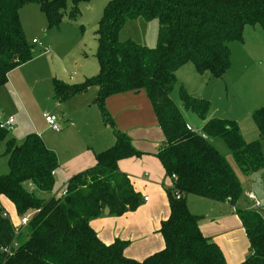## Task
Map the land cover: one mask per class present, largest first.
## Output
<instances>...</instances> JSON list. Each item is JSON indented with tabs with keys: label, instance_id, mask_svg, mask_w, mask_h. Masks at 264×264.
<instances>
[{
	"label": "trees",
	"instance_id": "trees-1",
	"mask_svg": "<svg viewBox=\"0 0 264 264\" xmlns=\"http://www.w3.org/2000/svg\"><path fill=\"white\" fill-rule=\"evenodd\" d=\"M81 1L90 0H0V86L6 84L9 72L32 59L19 9L38 5L47 26L54 27L68 2L69 18L73 19ZM136 18L157 22L154 48L118 41L122 26ZM255 25L264 32V0L110 1L96 31L98 74L79 85L53 81L54 99L62 102L96 87L95 103L108 124L103 111L107 97L146 93L163 136V146L155 156L171 181L165 190L169 215L159 226L163 248L141 261L133 260L123 253L126 242L116 239L104 244L90 225L105 209L110 216H121L142 203L130 178L117 167L122 159L142 155L126 135L114 131V144L95 154L93 167L69 178L65 194L44 200L30 188L39 194L52 193L58 162L31 133L20 143L12 138L5 143L8 173L0 176V205L1 200L10 203L15 218L34 214L9 255L5 250L14 235L10 222L0 218V264H227L221 249L201 234L199 219L189 212L186 199L192 195L234 206L241 194L239 181L208 140L221 138L241 173L263 169L264 106L251 116L258 139L246 142L234 120L209 117L208 101L180 89L177 105L170 93L175 72L186 64L199 74L223 78L230 64L229 44L242 42L244 27ZM189 113L200 121V131L187 123ZM6 135L7 131L0 130V140ZM235 213L249 244L248 255L240 264H264L263 217L247 209Z\"/></svg>",
	"mask_w": 264,
	"mask_h": 264
},
{
	"label": "rangeland",
	"instance_id": "rangeland-1",
	"mask_svg": "<svg viewBox=\"0 0 264 264\" xmlns=\"http://www.w3.org/2000/svg\"><path fill=\"white\" fill-rule=\"evenodd\" d=\"M110 1L112 0L81 1L78 3L79 13L73 19L69 18L71 7L68 2L59 24L54 27L47 26L46 18L38 5L27 4L19 9V22L27 41L34 39L37 43L30 44L31 62L15 68V71L12 70L13 73L8 78L7 85L14 87L16 93L6 89L4 85L0 86L2 87L0 88L2 90L0 91V116L13 121L12 128L7 131L5 139L0 140V176L8 173L5 154L7 139L12 138L16 143H20L25 135L36 133L42 137L46 145L57 150L67 130H71L75 139L83 138L86 143L106 136V131L91 116H95V112L98 115L95 105L91 106L92 109H87L90 105L89 100L94 98L91 92L96 91V88L90 87L85 94L75 96L74 99L66 100L58 105L53 96V81L79 85L85 79L98 74L95 59L96 31L104 9ZM157 31L158 24L154 20L132 19L120 29L118 41L130 40L145 47L154 48ZM230 44L228 46L230 64L223 78L216 80L207 72L199 74L191 64H186L175 72L176 82L170 98L178 105L179 90L183 89L196 99L208 101L210 112L214 111L217 116L233 118L244 129L246 135L243 137L244 140L251 142L258 137L251 116L254 111L264 106V32L258 25L246 26L242 42ZM43 49H46L47 53ZM72 73L76 76L68 82V75ZM262 101L263 103L259 105ZM255 105L259 106L252 108ZM44 114L56 118L59 132L49 128L42 117ZM187 116V121L192 124L200 123L194 115L189 113ZM237 118L240 119V123ZM197 123L196 127L199 126ZM107 130L112 131L110 127ZM209 143L226 162L231 163L233 158L221 138H210ZM233 174L237 178L234 172ZM237 180L241 192L239 200L241 198L242 200L241 203H237L239 200L236 203L243 205L242 195L245 197L249 195L246 191L253 188V182L257 191L264 190V168L248 175L241 173L240 180ZM64 183V179H55L54 191L50 194H39L33 188L30 190L38 198L48 200L53 194L59 195L64 192ZM144 195L151 200L150 204H156L158 194L151 189H146ZM253 195L256 199L259 198L256 194ZM160 196L161 203V198L164 196L163 194ZM4 204L9 215L15 217L12 205L7 201ZM193 215L197 216V213Z\"/></svg>",
	"mask_w": 264,
	"mask_h": 264
},
{
	"label": "crops",
	"instance_id": "crops-1",
	"mask_svg": "<svg viewBox=\"0 0 264 264\" xmlns=\"http://www.w3.org/2000/svg\"><path fill=\"white\" fill-rule=\"evenodd\" d=\"M33 40L34 39L28 42L32 44ZM44 52L47 53V50H44ZM11 73H13V71L8 73L7 83L3 87H7L6 89H10L12 92L16 93L14 87L11 88L7 85ZM74 76H76L75 73L74 75L73 73L68 75V82H70ZM86 91L80 94V96L85 94ZM97 92V88L96 91L91 92L93 93L91 96L94 98L90 100L87 99L90 101V105H88L87 109L95 105V111H97L98 115L95 112V116H91L95 121H98L102 129L106 131V136L104 138L86 143L83 138H81V140L75 139L71 130H67L63 136L64 140L62 144L56 150L46 145L42 137L38 134H34L42 140L47 149L56 155L58 168L54 174V181L55 179H64L65 183L71 176L94 166L95 154L106 150L114 144V131H118L130 139L132 147L142 155L139 157L122 159L117 163V167L120 172L130 178L133 189L140 195L142 203L135 211L125 213L121 216L103 214L101 217L91 221L90 225L102 243L110 244L116 239L124 241L127 243L123 252L124 255L127 258L141 261L159 252L163 248L159 226L169 215L165 190L171 187V181L169 177L166 176L163 167L155 156L158 150L163 146V136L157 124L151 103L144 91L121 93L107 97L103 101V111L108 117V124L104 123L101 115V108L95 103ZM76 96L79 97V95ZM74 98L72 97L67 100ZM55 102L57 101L55 100ZM62 102H57V104L60 105ZM262 103L263 101L259 105ZM259 105H255L252 108ZM20 107L22 108V105ZM68 115H70V113ZM209 117L234 120L229 117L217 116L214 111L209 112ZM237 119L240 123V119ZM187 123L195 129L197 122L192 124L188 121ZM198 125L199 126L196 128L200 131L201 124L199 123ZM240 126L241 125L238 126L239 133L243 135H241L243 138L246 135L244 129ZM108 127L111 128V132L107 130ZM256 138L258 139V137ZM262 149L264 152V140L262 142ZM227 163L236 174L237 179L240 180L241 171L238 169L233 159H231L232 164L230 161ZM67 176L69 177L67 178ZM252 184L253 188L251 190L248 189L246 193L251 195L256 194L259 198H257V200L253 195L254 198L264 209V190L261 189V191H257L254 187V182ZM146 189H151L158 194L156 204H150L151 200L145 195L143 196ZM161 194H163L164 197L161 198L160 203ZM242 197L244 204H237L241 203V198L234 206L228 202H214L192 195L187 196L186 199L189 212L193 214L197 213V216H194L199 219L198 227L201 234L210 243L217 245L221 249L227 264H240L248 255V240L241 221L235 213V210H245L250 206L248 196L245 197L242 195ZM144 198L147 200L144 201ZM4 202V200H1V205L8 212Z\"/></svg>",
	"mask_w": 264,
	"mask_h": 264
},
{
	"label": "built area",
	"instance_id": "built-area-1",
	"mask_svg": "<svg viewBox=\"0 0 264 264\" xmlns=\"http://www.w3.org/2000/svg\"><path fill=\"white\" fill-rule=\"evenodd\" d=\"M36 43L35 40L32 41V44ZM46 51V49H45ZM74 75V73H73ZM43 119L45 123L53 130L54 132H59V126L57 125V120L54 116L52 115H46L44 114ZM13 121L11 119H6L4 116H0V130L4 131H10L12 128ZM190 129V128H189ZM62 194H65V190ZM147 199L144 198V201ZM248 200L250 203V206L247 210L255 212L259 214L260 216L263 217L264 220V209L262 208L261 204L254 198L253 195L249 194L248 195ZM34 212H27L21 217L14 219L15 217H12L9 215V213L0 205V218L1 219H7L10 222L14 238L9 245V247L5 250V252L9 255L10 254V248H15L16 244V239L19 237V235L22 233L26 225L28 224L29 220L31 219L32 215Z\"/></svg>",
	"mask_w": 264,
	"mask_h": 264
},
{
	"label": "water",
	"instance_id": "water-1",
	"mask_svg": "<svg viewBox=\"0 0 264 264\" xmlns=\"http://www.w3.org/2000/svg\"><path fill=\"white\" fill-rule=\"evenodd\" d=\"M103 214L107 215L108 214V210L105 209L104 212H103Z\"/></svg>",
	"mask_w": 264,
	"mask_h": 264
}]
</instances>
